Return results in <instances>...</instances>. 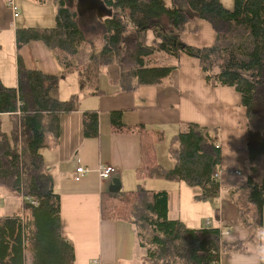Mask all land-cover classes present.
Returning a JSON list of instances; mask_svg holds the SVG:
<instances>
[{
	"label": "trees",
	"instance_id": "16d2710c",
	"mask_svg": "<svg viewBox=\"0 0 264 264\" xmlns=\"http://www.w3.org/2000/svg\"><path fill=\"white\" fill-rule=\"evenodd\" d=\"M100 1L111 14L102 19L101 49L89 57L94 70L85 74L83 69H75L78 90L96 87L99 74L107 68L112 69L111 81L122 91L160 84L178 68L180 52L198 58L207 83L230 86L240 94L246 110L248 174L245 184L231 189L229 196L242 224L250 205L251 224L263 227L264 0H234L231 9L220 0H170V4L165 0ZM53 2V26L15 29L17 84L7 86L0 79V116L13 118L10 133L0 128V187L22 197L23 210L28 211L26 215L0 216V264H26L27 257L30 264L75 261L73 243L62 234L59 194L53 189L41 149L46 146V132L58 135L61 115L77 109L75 96L62 100L55 91L74 65L85 33L75 6L67 0ZM195 19H204L211 25L215 32L213 44L195 47L181 40L187 24ZM148 31L153 33L151 43L147 42ZM32 41H41L55 52L62 63V73L46 74L26 68L18 51ZM157 53L175 62L165 64L155 56ZM89 75L97 77L93 86ZM82 115L84 136L97 137V112L86 110ZM120 116L121 111H111V125L118 131L135 130L141 137L138 178L183 181L198 189L194 195L197 200L218 194L219 181L213 175L221 160L217 128L185 123L170 139L168 150L173 164L165 168L155 151V144L163 140L162 133L140 124L132 127L121 123ZM234 193L238 194L236 200ZM167 198L166 190L141 186L132 191L103 192L100 214L103 219L133 225L146 264H217L225 245L219 228H191L180 219L169 218ZM244 198L247 205L241 201Z\"/></svg>",
	"mask_w": 264,
	"mask_h": 264
},
{
	"label": "crops",
	"instance_id": "0c3cea01",
	"mask_svg": "<svg viewBox=\"0 0 264 264\" xmlns=\"http://www.w3.org/2000/svg\"><path fill=\"white\" fill-rule=\"evenodd\" d=\"M220 1L228 9L233 7L234 0ZM165 3L170 4V0ZM9 11L4 0H0V54L5 51V60H0V79L7 86H15V29L29 24L18 19L20 13L13 18ZM152 40L153 33L148 31L147 42ZM181 40L195 47L209 46L215 40V32L206 20L195 19L187 24ZM18 53L28 69H38L46 74L63 71L55 52L41 41L23 45ZM157 55L165 64L175 62L166 54ZM178 65L160 84L139 86L131 91H122L112 82L109 70L101 72L96 87L88 90H78L76 72L72 73L67 87L64 86L65 77L60 80L55 95L62 100L75 96L77 109L61 115L58 135L55 136L53 131L46 132V146L41 149V154L52 176L53 189L59 194L61 230L63 236L73 243L74 264H93L95 259L98 264H145V253L138 244L133 225L123 220L103 219L100 214L101 193L132 191L138 186L167 191L169 218L180 219L191 228L202 227L205 219H209L210 226L226 232L221 235L225 245L217 264H235L239 259L237 253L252 252L258 228L251 224L252 207L249 205L245 224H242L237 206L229 196L231 189L245 184L248 174L246 110L240 94L233 87L207 83L198 58L180 52ZM65 88L71 90L67 92ZM86 110H95L98 114L97 137L89 138L83 134L82 114ZM118 110L121 111V123L132 127L140 124L145 129L162 133L163 140L155 144L158 162L159 149L163 148L162 156H168L169 163L172 161L173 164L169 150L167 153L162 144L168 138L170 142L185 123L196 122L217 128L221 151L217 169L218 194L210 200H196L193 197L198 189L184 185L183 181L138 178L136 170L141 165V137L135 130L118 131L111 125L110 112ZM79 165L88 172L75 180V169ZM104 165L116 169L110 178L99 176L98 168ZM161 165L169 168L166 164ZM233 197L236 200L238 194L234 193ZM241 201L247 205L245 198Z\"/></svg>",
	"mask_w": 264,
	"mask_h": 264
},
{
	"label": "rangeland",
	"instance_id": "374dc122",
	"mask_svg": "<svg viewBox=\"0 0 264 264\" xmlns=\"http://www.w3.org/2000/svg\"><path fill=\"white\" fill-rule=\"evenodd\" d=\"M67 1L69 2L70 5L76 7L77 0H72V1L67 0ZM16 2L19 8V11H20L19 12L20 17L18 18L19 20H25L27 24H29V26L35 25V26L50 27L54 25L55 23V4H53V0H44L43 2H39L38 0H16ZM79 11L81 12V15L78 14L79 23L85 33V40L79 46V52L75 56V59H73L74 65L75 66L77 65L78 67L77 66L75 67L73 65L72 68L73 67L75 68L74 69L71 68L65 73V76H64L65 77V82H64L65 87H67V84L70 81V77H73L71 76L72 73L76 72L75 69L77 70L83 69L85 74L90 73L94 70V64H92V62L89 61V57L93 52L94 53L98 52V50L101 49L100 47L102 45L101 37H102L103 30H104L103 23H102L103 17L100 18L99 16L95 15L93 11L88 10V8L86 7L85 8L81 7ZM46 24H50V25H46ZM4 54H5V51L0 54L2 55L0 57V60H3V61L5 60ZM155 56L158 57L157 54H155ZM165 56L168 57L167 55ZM107 70H110V68H107ZM89 76H92V75H89ZM96 78L94 76L90 77L92 81L91 86L95 85ZM70 90L71 88H65L64 91L69 92ZM12 122L13 121L9 116H0L1 130L7 133H10V131L12 130V126H13ZM168 140L169 138L165 140L164 144H162V147L164 146V149L167 151V153H168L167 145L168 143L170 144ZM162 150L163 148L159 149V158H160L159 162L161 164H166V166L169 168L172 167V161L170 164L169 163L170 159L168 158V156H162V152H161ZM247 170H248V165H247ZM162 183H167V182H162ZM186 184L187 183H185L184 185ZM189 189H192V188H189ZM6 193L7 191H5L3 188L0 187V216L11 215V214H22V213H24V215L28 214L27 210L25 212L23 210V206H22L23 202L21 198H19L18 196L10 195V194L7 195L8 193L7 194ZM184 194L185 193L182 194V204L184 202ZM182 206L184 207V205ZM26 264H30V260L27 258H26ZM149 264H152V262H150Z\"/></svg>",
	"mask_w": 264,
	"mask_h": 264
},
{
	"label": "built area",
	"instance_id": "2783aa9c",
	"mask_svg": "<svg viewBox=\"0 0 264 264\" xmlns=\"http://www.w3.org/2000/svg\"><path fill=\"white\" fill-rule=\"evenodd\" d=\"M4 2L6 3L7 7L10 9L9 12H11L13 18H17L20 11H19L16 0H4ZM75 171L76 172L74 175V179L79 180L85 173L88 172V169L82 165H79L76 167ZM115 171H116V169L111 165H104V166H100L98 168V173H99V176L101 178H110L112 176V174L115 173ZM234 172L237 174L240 173L239 171H234ZM213 175H214L215 179L219 178V172L218 171H216V173L214 172ZM32 203H34V202H32ZM204 226H206V227L210 226V220L209 219L205 220ZM224 233H226V232L220 231L221 235ZM93 263L98 264V260H96V259L93 260Z\"/></svg>",
	"mask_w": 264,
	"mask_h": 264
},
{
	"label": "clouds",
	"instance_id": "9594fccd",
	"mask_svg": "<svg viewBox=\"0 0 264 264\" xmlns=\"http://www.w3.org/2000/svg\"><path fill=\"white\" fill-rule=\"evenodd\" d=\"M255 246L251 253H237L235 264H264V227H258L255 233Z\"/></svg>",
	"mask_w": 264,
	"mask_h": 264
},
{
	"label": "water",
	"instance_id": "95a60500",
	"mask_svg": "<svg viewBox=\"0 0 264 264\" xmlns=\"http://www.w3.org/2000/svg\"><path fill=\"white\" fill-rule=\"evenodd\" d=\"M81 7L88 8V10L93 11L94 14L99 16L100 18L109 16L111 14V10L108 9L100 0H77L76 9L78 11V14L80 15L81 12L79 10Z\"/></svg>",
	"mask_w": 264,
	"mask_h": 264
}]
</instances>
